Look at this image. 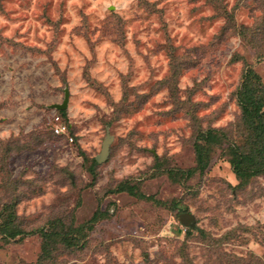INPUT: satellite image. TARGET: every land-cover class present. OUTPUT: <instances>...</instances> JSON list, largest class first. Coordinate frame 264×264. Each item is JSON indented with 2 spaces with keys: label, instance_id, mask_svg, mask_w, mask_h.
<instances>
[{
  "label": "rangeland",
  "instance_id": "1",
  "mask_svg": "<svg viewBox=\"0 0 264 264\" xmlns=\"http://www.w3.org/2000/svg\"><path fill=\"white\" fill-rule=\"evenodd\" d=\"M246 75L263 103L264 0H0V210L29 231L0 264H264V172L229 162Z\"/></svg>",
  "mask_w": 264,
  "mask_h": 264
},
{
  "label": "trees",
  "instance_id": "2",
  "mask_svg": "<svg viewBox=\"0 0 264 264\" xmlns=\"http://www.w3.org/2000/svg\"><path fill=\"white\" fill-rule=\"evenodd\" d=\"M248 79L251 78L246 75L239 87L238 97V102L242 110L243 127L247 130V135L249 137L247 141L245 140L247 148L245 150L241 149V145H238V147L237 145L228 147L230 155L229 162L232 170L242 181L264 172V99L262 103L261 98H258L257 94L255 96L254 92L249 88L250 83H248ZM207 134H209V136L207 135V141L210 142L214 139L215 135L222 133L220 130L209 129ZM63 136L65 135L63 134ZM197 136L200 140V138L202 139L205 135L201 131ZM194 150L196 164L191 168V171L198 170L201 173L206 169L208 164V154L204 153V147L198 142H195ZM92 161L96 162L95 158ZM0 217V237H15L17 235L21 236L24 233H29L28 230H23L18 226V223L15 222L16 217H14V213L9 205L5 204L2 207L0 210ZM39 231L44 239L45 237L49 239H51L50 237H55L59 242L66 241L65 233L59 230L57 232H47L40 229ZM47 243L48 242L44 243L45 247ZM44 245L43 248H45ZM231 256L235 257L233 254ZM229 261L230 260H228L226 264H229ZM236 263L245 264L246 261L240 258V262Z\"/></svg>",
  "mask_w": 264,
  "mask_h": 264
},
{
  "label": "water",
  "instance_id": "3",
  "mask_svg": "<svg viewBox=\"0 0 264 264\" xmlns=\"http://www.w3.org/2000/svg\"><path fill=\"white\" fill-rule=\"evenodd\" d=\"M66 100H67V92L65 91L63 101L61 103L52 104L51 106L58 110L64 109L66 106ZM111 139H112V136L109 134L106 135V137L104 138L101 144L100 151L98 152V154L94 156L97 162H102L103 160L106 159L108 152H109V144H110ZM179 220L182 224L189 225L193 223L195 219L191 212H181L179 214Z\"/></svg>",
  "mask_w": 264,
  "mask_h": 264
},
{
  "label": "built area",
  "instance_id": "4",
  "mask_svg": "<svg viewBox=\"0 0 264 264\" xmlns=\"http://www.w3.org/2000/svg\"><path fill=\"white\" fill-rule=\"evenodd\" d=\"M52 130L55 134H65L67 135V128H66V124L62 121V119L60 118L59 115H55L54 116V122L52 125ZM69 139L71 140V138L69 137Z\"/></svg>",
  "mask_w": 264,
  "mask_h": 264
}]
</instances>
